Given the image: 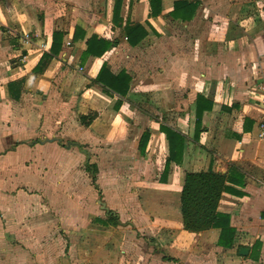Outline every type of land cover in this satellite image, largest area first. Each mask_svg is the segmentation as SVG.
Masks as SVG:
<instances>
[{
    "label": "crops",
    "instance_id": "obj_1",
    "mask_svg": "<svg viewBox=\"0 0 264 264\" xmlns=\"http://www.w3.org/2000/svg\"><path fill=\"white\" fill-rule=\"evenodd\" d=\"M155 9L0 0V173L15 175L0 180V264H264V0ZM138 24L146 33L131 43ZM93 34L111 45L82 56ZM102 64L130 76L125 96L97 81ZM161 124L184 136L182 161L167 170ZM209 168L230 187L217 207L231 227L220 243V227L187 230L180 209L185 173ZM81 171L91 196H79ZM109 216L117 222L100 221Z\"/></svg>",
    "mask_w": 264,
    "mask_h": 264
},
{
    "label": "trees",
    "instance_id": "obj_2",
    "mask_svg": "<svg viewBox=\"0 0 264 264\" xmlns=\"http://www.w3.org/2000/svg\"><path fill=\"white\" fill-rule=\"evenodd\" d=\"M157 1L158 0H150L151 15H155V13H157L155 9ZM180 3L182 2L175 1L174 10L172 11V15L175 17L180 16L178 15ZM194 8L195 6H192V11ZM190 16L191 14L188 17ZM138 29L139 34H136L135 32H138ZM145 33V29H143L141 25H135L128 31L129 41H131V43H135L141 37H143ZM63 36V31L57 30L53 32L52 43L50 47L51 53H58L62 46ZM74 37H76V35ZM110 45L111 42L109 40L99 38L93 34L87 40V48L82 53V56H86L88 54L100 56L110 47ZM43 55H46V53L44 52ZM36 68L38 69V66ZM97 81L104 83L111 91L121 96H125L129 88L130 76L125 71H121L118 74H113L107 69L105 64H102L97 75ZM202 111V107H197V124L201 117ZM92 117L93 115L87 114L81 116V119L86 121ZM161 130L166 134L169 145V155L165 163V170H167L171 161L181 163L184 147V136L179 131L174 130L173 128L166 125L161 124ZM146 136L148 135L145 134V138ZM226 181H228V177L225 174L216 172L211 168L200 171H187L185 173L184 183L180 195V209L183 226L185 229L198 232L210 227H220L221 234L219 243L223 241V237L226 236L228 232H230L231 227L229 225L228 215L219 212L217 207L222 193L230 189ZM95 187L100 192L98 186L95 185ZM116 219V216H109L106 220L100 221L104 224H107L109 221L116 223Z\"/></svg>",
    "mask_w": 264,
    "mask_h": 264
},
{
    "label": "rangeland",
    "instance_id": "obj_3",
    "mask_svg": "<svg viewBox=\"0 0 264 264\" xmlns=\"http://www.w3.org/2000/svg\"><path fill=\"white\" fill-rule=\"evenodd\" d=\"M28 37H32V35L31 34H29L28 35ZM91 159L93 160L94 158L93 157H91ZM95 159H97L96 157H95ZM98 159L100 160V162H101V159H102V157L101 158H99L98 157ZM28 164L27 165H29V163H32V160L31 161H28L27 162ZM106 164H107V161H105L104 163H103V166H104V168H105V166H106ZM89 163H87V164H83V166L81 167V168H85V169H88V167H89ZM102 169H103V167H102ZM89 170V169H88ZM91 170V169H90ZM89 174V173H88ZM87 174V178H89L88 175ZM78 177L80 178V184H82V187L79 189V191H77L76 190V192H79L80 193V195L79 196H83V193H84V195L85 196H89L90 195V189L88 188V186H87V183H86V174L84 173V172H82L81 171V173L80 174H78ZM9 179H11V180H13V179H15V175L14 174H7V173H5V174H1L0 173V180H9ZM75 191V190H74ZM127 192V190H125V193ZM103 195H105L106 196V199H107V195H106V193H103ZM91 196V195H90ZM108 199H109V202H110V204L112 205V196H109L108 197ZM95 208H97V206L95 205H93V209H95ZM99 209V208H98ZM5 213V214H4ZM2 214H3V216H5L6 215V212H4V209H1V207H0V216H2ZM27 238H29L28 236H26L25 238L24 237H15V238H12V240H14V241H17L19 244H22V245H24V244H26V243H28V239ZM12 240L11 239H9L8 240V244H10V243H12ZM33 241L35 242V238L33 239ZM49 241L51 242V238H49ZM16 242V243H17ZM22 242V243H21ZM12 244H15L14 242L12 243ZM27 255V254H26ZM34 255V254H33Z\"/></svg>",
    "mask_w": 264,
    "mask_h": 264
},
{
    "label": "built area",
    "instance_id": "obj_4",
    "mask_svg": "<svg viewBox=\"0 0 264 264\" xmlns=\"http://www.w3.org/2000/svg\"><path fill=\"white\" fill-rule=\"evenodd\" d=\"M28 37V34L25 36ZM261 88L264 90V83L261 84ZM259 137L264 138V117L258 123Z\"/></svg>",
    "mask_w": 264,
    "mask_h": 264
},
{
    "label": "water",
    "instance_id": "obj_5",
    "mask_svg": "<svg viewBox=\"0 0 264 264\" xmlns=\"http://www.w3.org/2000/svg\"><path fill=\"white\" fill-rule=\"evenodd\" d=\"M240 252L241 253H246L247 252V248L246 247H241L240 248Z\"/></svg>",
    "mask_w": 264,
    "mask_h": 264
}]
</instances>
